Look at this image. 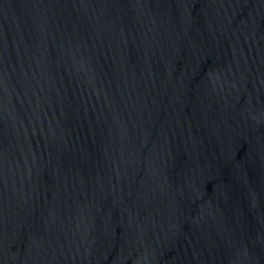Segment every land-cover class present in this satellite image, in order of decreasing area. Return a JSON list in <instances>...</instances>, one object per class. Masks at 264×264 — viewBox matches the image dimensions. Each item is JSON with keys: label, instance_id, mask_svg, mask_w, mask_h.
Segmentation results:
<instances>
[{"label": "water", "instance_id": "water-1", "mask_svg": "<svg viewBox=\"0 0 264 264\" xmlns=\"http://www.w3.org/2000/svg\"><path fill=\"white\" fill-rule=\"evenodd\" d=\"M0 264H264V0H0Z\"/></svg>", "mask_w": 264, "mask_h": 264}]
</instances>
